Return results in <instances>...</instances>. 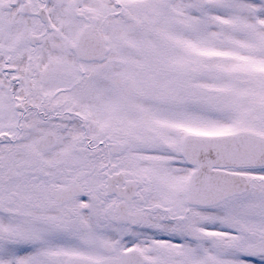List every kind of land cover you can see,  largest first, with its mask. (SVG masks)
Wrapping results in <instances>:
<instances>
[{
    "label": "snow or ice",
    "instance_id": "6c2138e0",
    "mask_svg": "<svg viewBox=\"0 0 264 264\" xmlns=\"http://www.w3.org/2000/svg\"><path fill=\"white\" fill-rule=\"evenodd\" d=\"M0 264H264V0H0Z\"/></svg>",
    "mask_w": 264,
    "mask_h": 264
}]
</instances>
